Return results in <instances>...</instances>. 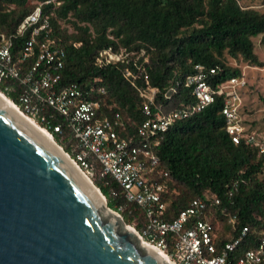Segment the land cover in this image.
Returning <instances> with one entry per match:
<instances>
[{
  "label": "trees",
  "instance_id": "16d2710c",
  "mask_svg": "<svg viewBox=\"0 0 264 264\" xmlns=\"http://www.w3.org/2000/svg\"><path fill=\"white\" fill-rule=\"evenodd\" d=\"M46 1L0 0V47L9 43L11 55L17 56L33 27L44 21L19 35L18 27L39 3ZM50 1L42 5L47 27L35 37V51L47 42L62 48L65 58L59 86L103 88L105 93L94 97L101 102L108 119L119 115L126 129L124 136L132 135L146 119L138 89L146 85L156 88V101L168 113L194 103L190 91L182 85L176 87L175 83L194 73L196 65L216 68L214 79L218 82L241 76L244 65L264 66L254 52L252 41L260 37L264 44V11L243 7L241 0ZM65 24L71 27V33L64 28ZM106 49L117 53L143 51L148 62L137 60L143 68L141 73L130 65L136 77L132 83L124 76L125 63L97 62L98 54ZM30 63L28 60L23 64L21 76ZM4 85L10 87L6 96L18 104L19 96L26 93L25 86L17 79L5 80L0 90ZM172 87L176 92L165 98ZM222 106L221 98H217L161 136L156 153L161 161L160 170L168 176L157 180L164 186L162 197L167 205L168 221L175 219L193 200L207 199L205 219L212 225H221L217 231V249L238 237L242 228H248L246 238L232 254L238 259L255 248L264 230V154H259L245 139L238 144L232 142L226 133ZM50 113L47 108L42 115L48 118ZM36 121L41 124L39 119ZM52 123L64 125L65 122L55 115ZM52 136L66 153H71V142L64 143L53 131ZM87 161L93 166L90 179L105 197L107 207L141 233L145 222L142 209L126 202L122 189L111 176L102 174L92 155H88ZM232 217L237 220L234 226L229 223Z\"/></svg>",
  "mask_w": 264,
  "mask_h": 264
},
{
  "label": "built area",
  "instance_id": "2783aa9c",
  "mask_svg": "<svg viewBox=\"0 0 264 264\" xmlns=\"http://www.w3.org/2000/svg\"><path fill=\"white\" fill-rule=\"evenodd\" d=\"M50 3V0L39 3L18 27L19 35L28 27L44 21L39 27H33L29 40L17 56L11 55L9 43L5 42L0 47V85L5 80L17 79L26 88V93L19 96L18 104L11 100L14 106L51 136L53 131L61 136L64 143L71 142V153L67 155L89 179L93 166L87 161V157L92 155L100 164L102 174L111 176L122 189L126 202L142 209L145 222L140 237L154 248L165 252L174 263L263 264L264 230L255 248L235 259L232 254L246 238L248 228H242L238 237L217 249L216 237L220 228L218 224L212 225L205 219L207 199L193 200L175 219L168 221L165 219L167 205L162 197L164 186L157 180L168 176L167 172L160 170L161 161L156 153L161 136L179 121L203 111L217 98L222 100L221 112L227 121L226 133L232 142L238 144L245 139L259 154H264V134L256 131L246 133L242 125V95L248 86L244 71L239 77L218 82L214 79L217 75L216 68L196 65L194 73L175 83L176 87L182 85L190 91L194 103L168 113H164L163 106L156 101V88L146 85L145 88L138 89L143 99L142 113L146 119L134 129L132 135L124 136L126 129L119 115L108 119L102 111L101 102L94 97V94L103 95V88H87L77 84L59 86L65 58L62 48L47 42L42 43L38 51H35V37L47 27L42 16V5ZM140 58L145 63L148 62L143 51L117 53L106 49L98 54L97 62L106 65L125 63L124 76L133 83L136 77L130 65L133 64L141 73L143 68L137 64ZM28 60L31 63L21 76L23 64ZM9 89L8 85H4L0 92L6 96ZM175 92L174 87L170 88L165 98ZM47 108L51 110L48 118L42 115ZM55 115L64 120V125H53ZM196 216L200 218L195 219ZM236 222V217L229 219L232 226Z\"/></svg>",
  "mask_w": 264,
  "mask_h": 264
},
{
  "label": "water",
  "instance_id": "95a60500",
  "mask_svg": "<svg viewBox=\"0 0 264 264\" xmlns=\"http://www.w3.org/2000/svg\"><path fill=\"white\" fill-rule=\"evenodd\" d=\"M58 147L0 96V264H169Z\"/></svg>",
  "mask_w": 264,
  "mask_h": 264
},
{
  "label": "rangeland",
  "instance_id": "374dc122",
  "mask_svg": "<svg viewBox=\"0 0 264 264\" xmlns=\"http://www.w3.org/2000/svg\"><path fill=\"white\" fill-rule=\"evenodd\" d=\"M240 4L243 7H251L261 12L264 11V0H241ZM64 28L68 30V33L72 32L70 26L65 24ZM252 41L254 43L255 54L258 56L259 61L264 64V44L260 42V37L254 38ZM230 63L232 64L233 61H230ZM241 70L246 74L248 81V87L244 90V95H242V125L249 130L264 134V66L257 68L244 65ZM57 145L63 149L61 144L57 143ZM120 216L122 217V215ZM124 223L134 228L132 223L127 224L125 221ZM217 224L221 228L220 223ZM134 229L140 234L136 228Z\"/></svg>",
  "mask_w": 264,
  "mask_h": 264
},
{
  "label": "bare ground",
  "instance_id": "6f19581e",
  "mask_svg": "<svg viewBox=\"0 0 264 264\" xmlns=\"http://www.w3.org/2000/svg\"><path fill=\"white\" fill-rule=\"evenodd\" d=\"M0 96L9 104L11 105L16 111H18V113L20 115H22L26 120H28L36 129L40 130L54 145H56L58 147V145L55 143V140L53 139V137L51 136V134L49 132H47L46 130L42 129L40 126H38L33 120L25 117V115L18 109L16 108V106H14L13 102H11V100H9L5 95H3L1 92H0ZM59 148V147H58ZM74 164V162H72ZM76 167H77V164L75 163L74 164ZM78 168V167H77ZM82 173L83 175H85V173L80 169L78 168ZM98 193V192H97ZM139 235V234H138ZM139 239L141 241V245L143 247H150L152 249H154L155 251H157L158 253H160L162 256H164L166 258V260L168 261L169 264H176L174 263L167 255L165 252H162L156 248H154L153 246H151V244H148L147 242L143 241L142 238L140 237L139 235Z\"/></svg>",
  "mask_w": 264,
  "mask_h": 264
}]
</instances>
